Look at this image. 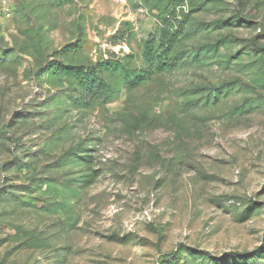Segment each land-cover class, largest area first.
Wrapping results in <instances>:
<instances>
[{"label":"rangeland","instance_id":"374dc122","mask_svg":"<svg viewBox=\"0 0 264 264\" xmlns=\"http://www.w3.org/2000/svg\"><path fill=\"white\" fill-rule=\"evenodd\" d=\"M10 1L0 264H264V0Z\"/></svg>","mask_w":264,"mask_h":264},{"label":"trees","instance_id":"16d2710c","mask_svg":"<svg viewBox=\"0 0 264 264\" xmlns=\"http://www.w3.org/2000/svg\"><path fill=\"white\" fill-rule=\"evenodd\" d=\"M171 43L168 42V45H170ZM153 51V47L150 46L149 49H147L145 55L147 57H150L151 53ZM156 60L161 64L159 65V69L162 70H166L169 67V63L164 61L163 59H161L159 56L156 57ZM54 69H56L57 71L61 72L62 74H65L67 76H74L76 77V79L80 80L82 83H85L86 85H92L95 83L96 80V76H97V72L93 71V72H86L84 69H80V68H60V67H54ZM174 254L170 253L165 255L166 258H172ZM235 256H239L238 254H232Z\"/></svg>","mask_w":264,"mask_h":264},{"label":"built area","instance_id":"2783aa9c","mask_svg":"<svg viewBox=\"0 0 264 264\" xmlns=\"http://www.w3.org/2000/svg\"><path fill=\"white\" fill-rule=\"evenodd\" d=\"M13 18L10 0H0V20L9 21Z\"/></svg>","mask_w":264,"mask_h":264}]
</instances>
